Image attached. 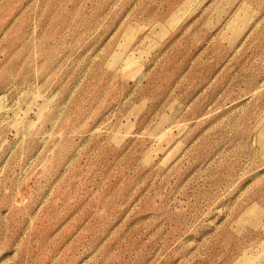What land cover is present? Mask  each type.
<instances>
[{"label":"rangeland","instance_id":"rangeland-1","mask_svg":"<svg viewBox=\"0 0 264 264\" xmlns=\"http://www.w3.org/2000/svg\"><path fill=\"white\" fill-rule=\"evenodd\" d=\"M0 264H264V0H0Z\"/></svg>","mask_w":264,"mask_h":264},{"label":"bare ground","instance_id":"bare-ground-1","mask_svg":"<svg viewBox=\"0 0 264 264\" xmlns=\"http://www.w3.org/2000/svg\"><path fill=\"white\" fill-rule=\"evenodd\" d=\"M0 107H1V105H0Z\"/></svg>","mask_w":264,"mask_h":264}]
</instances>
